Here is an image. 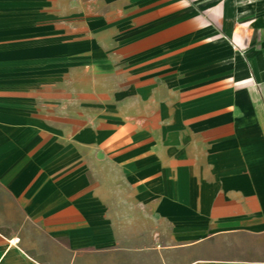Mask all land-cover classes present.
<instances>
[{
	"label": "crops",
	"instance_id": "obj_1",
	"mask_svg": "<svg viewBox=\"0 0 264 264\" xmlns=\"http://www.w3.org/2000/svg\"><path fill=\"white\" fill-rule=\"evenodd\" d=\"M0 264H264V0H0Z\"/></svg>",
	"mask_w": 264,
	"mask_h": 264
}]
</instances>
